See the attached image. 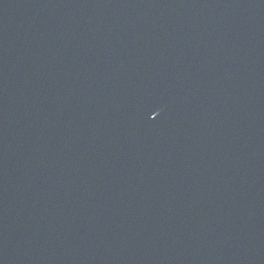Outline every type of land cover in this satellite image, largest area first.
Returning a JSON list of instances; mask_svg holds the SVG:
<instances>
[{
  "label": "water",
  "instance_id": "95a60500",
  "mask_svg": "<svg viewBox=\"0 0 264 264\" xmlns=\"http://www.w3.org/2000/svg\"><path fill=\"white\" fill-rule=\"evenodd\" d=\"M0 264H264V0H0Z\"/></svg>",
  "mask_w": 264,
  "mask_h": 264
}]
</instances>
